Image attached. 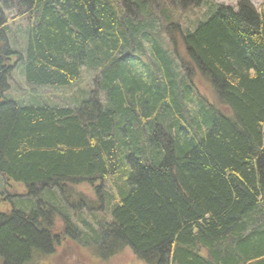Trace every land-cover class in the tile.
I'll return each instance as SVG.
<instances>
[{
	"label": "trees",
	"instance_id": "obj_1",
	"mask_svg": "<svg viewBox=\"0 0 264 264\" xmlns=\"http://www.w3.org/2000/svg\"><path fill=\"white\" fill-rule=\"evenodd\" d=\"M205 1L184 29L175 10ZM7 2L26 28L16 42L0 8V176L25 193L0 211V264L62 239L102 258L128 246L144 264H264V13L249 0ZM17 67L31 88L85 71L92 85L76 104L18 101L4 96ZM110 177V220L80 218L82 234L68 190L99 197Z\"/></svg>",
	"mask_w": 264,
	"mask_h": 264
},
{
	"label": "rangeland",
	"instance_id": "obj_2",
	"mask_svg": "<svg viewBox=\"0 0 264 264\" xmlns=\"http://www.w3.org/2000/svg\"><path fill=\"white\" fill-rule=\"evenodd\" d=\"M215 3L228 4L230 6H235L238 0H212ZM252 5L264 13V0H249ZM5 0H0V8L6 11V16L9 18L10 30L16 42H20L23 37L24 30L26 28V20L24 17H15L16 11L13 8L6 9L4 5ZM210 9V3L205 1L197 8H193L186 12L181 13L180 9H176L177 18L180 19V24L183 28L191 29L198 19L205 16L206 12ZM14 17V18H13ZM17 32V33H16ZM162 39L165 45L169 44L167 37L162 34ZM12 39V41L14 40ZM22 44V43H21ZM181 54L183 53L180 49ZM20 69L17 67L11 72L10 88L4 93V96L12 97V99L20 101L29 100L30 95H37V98L41 101L54 102L57 104L65 103H75L77 98L81 94L90 90L92 85L93 73L85 71L82 75L81 80L65 88H51V87H37L31 88L26 86L23 80V76L20 75ZM199 85V84H198ZM34 95V96H35ZM7 97V98H8ZM46 97V99H45ZM36 98V99H37ZM47 98L49 100H47ZM115 183L116 177L106 178L103 181L95 182V185L100 186L99 197L94 188L87 184L74 185L70 187L68 194V201L73 202V204L81 203V208H74L75 205L70 207L68 204L65 206V202L61 200L60 206H65L64 210L69 214L70 221L77 225V229L84 232L85 227L78 223L81 218L86 222H103L109 221V209L111 203H113L115 198ZM25 188L18 183H8L4 182L0 176V211H6L9 209L8 200L10 197L15 198L17 196L24 195ZM57 193V192H56ZM58 194V193H57ZM63 199V198H62ZM83 199V200H82ZM108 200H111L108 203ZM87 205V206H86ZM97 228V223L95 225ZM63 231V221L56 215L54 221V227L52 233L61 234ZM81 234V235H82ZM80 235V236H81ZM73 242L69 239H62L58 245L55 246L53 252L49 255H34L33 260L30 264H144L134 252L125 246L120 249L116 254L110 255L108 257L102 258L98 256L94 251L83 246L80 241Z\"/></svg>",
	"mask_w": 264,
	"mask_h": 264
}]
</instances>
